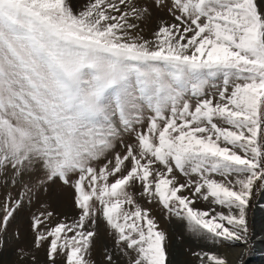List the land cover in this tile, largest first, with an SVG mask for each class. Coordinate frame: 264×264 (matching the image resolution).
<instances>
[{
	"label": "snow or ice",
	"instance_id": "1",
	"mask_svg": "<svg viewBox=\"0 0 264 264\" xmlns=\"http://www.w3.org/2000/svg\"><path fill=\"white\" fill-rule=\"evenodd\" d=\"M262 125L256 0H0V246L41 203L31 227L48 264H171L137 191L191 234L245 244L264 177ZM57 181L73 187L77 214L51 226L39 197ZM210 198L227 212L194 206ZM101 218L115 250L97 260Z\"/></svg>",
	"mask_w": 264,
	"mask_h": 264
},
{
	"label": "rangeland",
	"instance_id": "2",
	"mask_svg": "<svg viewBox=\"0 0 264 264\" xmlns=\"http://www.w3.org/2000/svg\"><path fill=\"white\" fill-rule=\"evenodd\" d=\"M262 1L263 0H256L258 11L264 15L261 7ZM121 7L123 6L121 5ZM150 20L151 22L153 20L155 21H153L151 24L150 21L147 20L141 24L143 29L141 34L144 35L145 38H151L150 34L155 29H153V27H156L155 17ZM148 28H151L152 31ZM261 138L262 141H264V125L261 126ZM102 163L103 161H101V164ZM217 178L220 179V177ZM7 190L8 189L5 188L3 184H0V199H3V195ZM73 195V187L62 185L59 181H57L56 184L49 186L47 192H42L40 194L39 200L44 203H50L51 209L54 210L56 219L53 220L51 226H54L55 223L58 222V220L62 217L67 216L71 218L76 216L77 209L73 203ZM137 202L140 203L142 207L151 209L150 217L155 218V221L158 225V230H162L163 228L165 231H167L165 232L166 234L170 233L172 235L174 238L172 241L173 247H177V251H179V254L181 252L185 259L186 254L188 255L187 258L189 259V264H202L201 259L198 258L200 255H195L194 257L193 251H195L194 253L202 252L201 254L210 251V253H223V256L226 255V253H229L230 255L229 249L232 248L233 244H229L225 241H212L206 237L189 233L186 230V225L184 222L175 216L170 215L158 201H152L149 203L146 199L140 198L137 191ZM194 206L201 210L215 207L217 212H227V209L213 205L211 203V198L209 201L198 199L196 200ZM40 210H43L41 203H34L30 211L27 209L24 210L9 225L8 243L5 246H0V264H48L47 245H41L39 247L35 245L34 232L31 227L32 214L37 213ZM256 214L259 215V217L261 216L263 218L262 220H264V177H262L261 180H258L254 185L251 202L249 201V206L247 208V218L251 217V220L249 219V222L247 221L249 238L247 242L242 245L246 246L244 255L249 254V256L246 257V260L243 261L242 264H264V238L261 237L262 235H254V215ZM257 221L259 220L257 219ZM97 231L98 236L95 240V246L92 250V253L97 247L99 248L101 241L104 246L102 252L104 255L106 252L114 251L115 246L113 241V232L106 224V221L103 220V218L97 221ZM251 252L254 254L253 256H250ZM134 255V253L130 252L129 256H123L121 253L120 257L122 260L129 262L130 258L134 257ZM94 256L96 259V255ZM87 258L89 257L86 256V259ZM57 259L58 264H66V256L58 257Z\"/></svg>",
	"mask_w": 264,
	"mask_h": 264
},
{
	"label": "bare ground",
	"instance_id": "3",
	"mask_svg": "<svg viewBox=\"0 0 264 264\" xmlns=\"http://www.w3.org/2000/svg\"><path fill=\"white\" fill-rule=\"evenodd\" d=\"M261 7H262V10H263V12H264V0L261 2ZM154 18V17H153ZM152 18V19H153ZM150 21V23L152 24V22L153 21H155V20H153L152 22H151V20H149ZM155 28V26L153 27V29ZM149 29V28H148ZM149 30H151V28L149 29ZM152 31V30H151ZM149 32V31H148ZM145 33V32H144ZM150 33V32H149ZM262 198V197H261ZM250 202H251V199H250ZM249 219L251 220V217H249V218H247V221L249 222ZM257 219L259 220V221H257ZM263 218L260 216L259 217V215H254V226H253V228H254V235L255 236H260V235H262L261 237L262 238H264V220H262ZM162 228V227H161ZM162 231H164V232H167V231H165L163 228H162ZM250 234V233H249ZM167 238H168V241H169V244H168V246H167V250L169 251V253H170V256H169V259H170V261H171V264H189V259L187 258L188 257V255L186 254V259L182 256V254H181V252H180V254H179V251H177V247L175 248V247H173V237H172V235L170 234V233H168L167 234ZM249 238V237H248ZM100 241V240H99ZM192 242V241H191ZM187 243V242H186ZM99 244V243H98ZM103 248H104V246H103V244H102V241L100 242V245H99V248L97 247L96 248V250L92 253V256L93 257H95L94 255H96V259L97 260H100V258L102 259L103 258V256H104V254L102 253L103 252ZM102 251H101V250ZM246 250V246H243L242 244H239V243H237V244H233L232 245V248L231 249H229V251H230V255H229V253L227 254L226 253V255H222L221 253H211V254H216V255H218V256H220V257H222V258H225V260H226V264H242V262L243 261H245L246 260V257L247 256H249V254H247V255H244L245 253H244V251ZM195 251H193V253H194ZM204 252V251H203ZM197 253V252H196ZM202 253V252H201ZM201 253H197V254H201ZM207 253H210V251H208ZM100 255H101V257H100ZM253 256L254 254L251 252L250 253V256ZM263 255V254H262ZM100 257V258H99ZM194 257H195V255H194ZM198 258L199 259H201L199 256H198ZM251 258V257H250ZM187 260V261H186ZM203 264H210V262L208 261V258H207V256L205 255V257L203 256Z\"/></svg>",
	"mask_w": 264,
	"mask_h": 264
}]
</instances>
